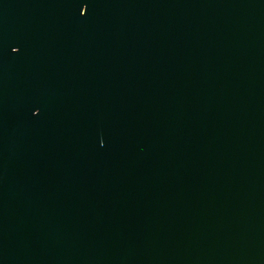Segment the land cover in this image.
I'll return each instance as SVG.
<instances>
[{"label":"water","instance_id":"1","mask_svg":"<svg viewBox=\"0 0 264 264\" xmlns=\"http://www.w3.org/2000/svg\"><path fill=\"white\" fill-rule=\"evenodd\" d=\"M0 264H264V0H0Z\"/></svg>","mask_w":264,"mask_h":264},{"label":"snow or ice","instance_id":"2","mask_svg":"<svg viewBox=\"0 0 264 264\" xmlns=\"http://www.w3.org/2000/svg\"><path fill=\"white\" fill-rule=\"evenodd\" d=\"M85 8H86V11H85L84 13H86V12H87V7H85ZM84 13H83V14H84Z\"/></svg>","mask_w":264,"mask_h":264}]
</instances>
